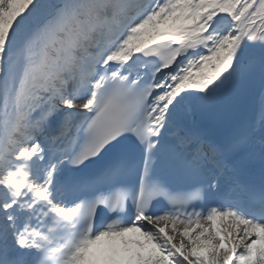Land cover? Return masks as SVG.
<instances>
[{"label":"snow or ice","instance_id":"obj_1","mask_svg":"<svg viewBox=\"0 0 264 264\" xmlns=\"http://www.w3.org/2000/svg\"><path fill=\"white\" fill-rule=\"evenodd\" d=\"M0 264H264V0H0Z\"/></svg>","mask_w":264,"mask_h":264},{"label":"rangeland","instance_id":"obj_2","mask_svg":"<svg viewBox=\"0 0 264 264\" xmlns=\"http://www.w3.org/2000/svg\"><path fill=\"white\" fill-rule=\"evenodd\" d=\"M177 242H179V237H177Z\"/></svg>","mask_w":264,"mask_h":264}]
</instances>
